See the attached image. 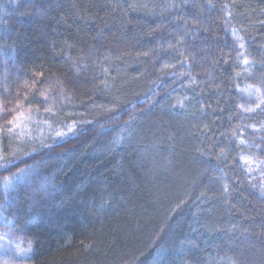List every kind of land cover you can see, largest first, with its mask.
<instances>
[{"label":"trees","instance_id":"1","mask_svg":"<svg viewBox=\"0 0 264 264\" xmlns=\"http://www.w3.org/2000/svg\"><path fill=\"white\" fill-rule=\"evenodd\" d=\"M36 113L0 262L264 264V0H0V136Z\"/></svg>","mask_w":264,"mask_h":264},{"label":"rangeland","instance_id":"2","mask_svg":"<svg viewBox=\"0 0 264 264\" xmlns=\"http://www.w3.org/2000/svg\"><path fill=\"white\" fill-rule=\"evenodd\" d=\"M186 101H187L186 93L181 89L173 91L170 95L166 97V104L175 113L178 111H179L178 113H180L182 112L183 109H186L187 106ZM41 118L42 116L36 113L29 115V117L22 116L20 118H17L15 121H13L10 127L7 129V133H9L8 136H0V157L4 155V152H2L1 147L2 148L9 147L12 144V141L16 140L14 135H16L18 140H23L24 138L32 139L39 137L42 134H45L46 132L51 133L53 131L49 129L51 124ZM8 243L9 241L7 238L2 239V237H0L1 259H3L4 257H7L9 259L12 258L10 252L11 249L17 253L16 256H19L18 258L22 256L24 257V255L27 254V250H23L20 247V245H16V244H10L11 249L7 250L5 247L6 245H8ZM0 264H6V263L3 260V263L0 262Z\"/></svg>","mask_w":264,"mask_h":264}]
</instances>
